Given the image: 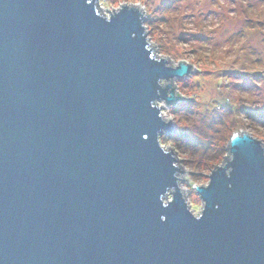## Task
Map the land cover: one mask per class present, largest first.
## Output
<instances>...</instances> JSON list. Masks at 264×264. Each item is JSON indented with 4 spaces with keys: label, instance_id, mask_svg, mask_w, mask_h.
Here are the masks:
<instances>
[{
    "label": "water",
    "instance_id": "obj_1",
    "mask_svg": "<svg viewBox=\"0 0 264 264\" xmlns=\"http://www.w3.org/2000/svg\"><path fill=\"white\" fill-rule=\"evenodd\" d=\"M94 5L0 0V264H264L261 138L234 141L200 220L179 191L163 207L174 169L148 103L163 69L134 12L109 23Z\"/></svg>",
    "mask_w": 264,
    "mask_h": 264
},
{
    "label": "clouds",
    "instance_id": "obj_2",
    "mask_svg": "<svg viewBox=\"0 0 264 264\" xmlns=\"http://www.w3.org/2000/svg\"><path fill=\"white\" fill-rule=\"evenodd\" d=\"M94 9L109 23L125 11L136 14L142 50L163 69L148 103L162 125L155 140L170 158L174 184L159 200L168 207L179 191L200 220L207 209L200 190L221 169L230 176L234 141L252 138L253 121L264 123L245 110L264 109V0H95Z\"/></svg>",
    "mask_w": 264,
    "mask_h": 264
},
{
    "label": "rangeland",
    "instance_id": "obj_3",
    "mask_svg": "<svg viewBox=\"0 0 264 264\" xmlns=\"http://www.w3.org/2000/svg\"><path fill=\"white\" fill-rule=\"evenodd\" d=\"M177 103L182 106V107H187V102L186 101H177ZM246 111L249 112L251 116H253L255 119L264 122V109L260 110H252V109H245ZM248 131L255 136L257 139L261 138V141L264 143V123H260L257 121L252 122V126L248 128ZM171 134L174 135H180L186 139H190V136L186 132H181L179 130H175L170 132ZM234 134V133H233Z\"/></svg>",
    "mask_w": 264,
    "mask_h": 264
}]
</instances>
